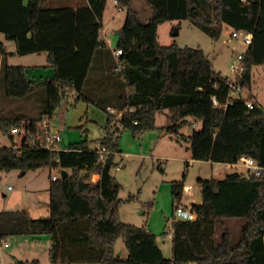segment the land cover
Segmentation results:
<instances>
[{"label":"trees","instance_id":"16d2710c","mask_svg":"<svg viewBox=\"0 0 264 264\" xmlns=\"http://www.w3.org/2000/svg\"><path fill=\"white\" fill-rule=\"evenodd\" d=\"M42 1L0 0V33L15 41L18 54L46 51V66L54 69L52 77L30 78L25 66L7 63L0 38V124L6 131L12 126L24 129L17 147L0 146V170L24 174L53 167L69 174L56 179L51 175L47 216L1 210L0 241L14 235H49L51 260L67 264H264V170L259 175L235 171L222 179L198 178L203 200L191 204L196 218L173 220L171 258L165 257L155 233L121 220V203L137 196L120 198L122 184L113 173L122 152V131L157 128L156 116L165 109L171 115L167 129L178 142L188 143L193 158L235 164L245 155L264 167L261 103L252 96L230 99L226 76L201 47L163 44L156 35L144 40L149 32L139 24L133 0H117L118 6L128 11L127 26L137 23L142 33L133 39L135 33L126 37L127 26L119 30L114 48H123L119 55L101 36L108 0H87L79 7L60 2L43 6ZM146 1L155 28L167 20L186 19L215 39L229 27L253 32L240 79L242 87L251 86L253 67L264 64V0ZM68 90L107 113L100 138L104 151L93 148L88 137L59 149L26 144L27 136L47 135L41 123L53 119ZM32 95L41 101L38 113L11 114V100ZM248 100L254 108L247 106ZM188 116L202 127L186 135L179 129ZM95 173L100 174L96 181ZM184 185L185 180L172 182L174 207L182 204ZM230 219L242 221L238 237L228 226ZM120 237L127 258L115 254ZM25 264L42 262L34 258Z\"/></svg>","mask_w":264,"mask_h":264},{"label":"rangeland","instance_id":"374dc122","mask_svg":"<svg viewBox=\"0 0 264 264\" xmlns=\"http://www.w3.org/2000/svg\"><path fill=\"white\" fill-rule=\"evenodd\" d=\"M59 2L62 3V1ZM51 4L59 3L58 0L42 1L43 6ZM134 8L142 29L145 28L149 32L148 37L142 39L152 40L156 35V38L163 44L176 43L180 46L201 47L217 71H221L225 76L233 77L230 62L244 49V45L230 35L227 31L231 30L230 27L223 31L217 39L186 19L167 20L155 28L150 24L152 9L146 0H141ZM128 17L127 9L119 10L118 5L109 0L103 15L101 36L106 41H110L112 48L116 47L119 40V30L124 29L127 21H130ZM146 25L150 26V30ZM133 30L134 27L131 33ZM176 30L178 33H175ZM132 37L133 39L139 38L137 33ZM0 38L6 45L8 64L25 66L30 78L35 76L36 79H40L48 77L49 74L54 75L53 67L46 66V51L21 55L16 52L14 40L8 39L2 32ZM239 94L244 98L252 96L258 99L264 107V64L253 67L251 86L243 87ZM77 96L76 91L68 90L51 120L53 127L61 129L60 147L65 148L70 143L80 141L85 137L91 140L92 146L100 147V138L104 132L103 126L107 121V113L94 102L79 100ZM40 104L39 97L34 95L26 99H17V101L11 100V114H36ZM156 124L157 128L143 133H133L130 129L122 131L120 136L122 153L117 155L120 166L115 167L113 173L122 184L120 198L125 200L130 194L137 196L131 201L121 203V220L145 226L155 233L165 257L171 258L172 238L167 233L172 230L174 220L175 200L172 194V182L185 180L186 184L193 185L194 189L190 194L183 192L182 203L186 205L196 199L198 178L222 179L227 174L244 170L246 167L242 163L230 166L227 163L193 158L191 149L187 148L188 143L184 140L178 142L175 135L167 129V126L171 124L169 109L157 114ZM201 127V121L188 116L187 123L179 130L180 133L189 135L194 129ZM15 137L19 141L21 135L17 134ZM2 144L10 146L6 138H3ZM49 168L53 175L62 176L61 169ZM49 168H40L37 171H41V174L37 176L33 172L20 176L21 171L18 169L0 170V210L22 206L24 198L28 197V193L26 196L21 193L23 186H31V188L36 186L40 178L43 175L45 177V172ZM9 185L11 189L8 188ZM241 223L242 221L236 219H230L228 222L235 237H238L240 233ZM7 242L9 245H5L4 240L0 243V264H2L1 258L8 262H25L39 258L42 264H67L51 260L49 235H43L40 239H34L31 235H14L7 238ZM115 254L120 258L128 257V249L122 237L115 244Z\"/></svg>","mask_w":264,"mask_h":264},{"label":"built area","instance_id":"2783aa9c","mask_svg":"<svg viewBox=\"0 0 264 264\" xmlns=\"http://www.w3.org/2000/svg\"><path fill=\"white\" fill-rule=\"evenodd\" d=\"M114 2L118 5V1L114 0ZM119 10H122L121 6H118ZM230 35L233 38L238 39L239 41H241V43L244 45V49L238 53L236 55V58L233 59L230 62V70L233 73V77L230 76H226L228 84H229V97L230 99H236L239 97H242V95H238V93L241 91V89L243 88L240 82V79L242 77V74L245 70V66L243 64V58H244V52L246 51V49L251 45L252 41H253V32L251 31H247V30H241V29H231L229 31ZM123 52V48H117L115 50V54L119 55ZM214 102L217 105L218 102L217 100L214 98ZM247 106L249 108H254L255 103L252 100H248L247 101ZM123 113V111H120L119 114L121 115ZM42 129L45 130L47 132V135L44 137L42 134H38L37 137H33L31 138L30 136H27L26 144L31 143L32 147L35 148H44V149H59L60 148V142L62 140V133H61V129L57 128V127H53L51 120L49 119H44L41 123ZM20 134L21 136L24 135V129L20 128L18 126H12L8 131H6L0 124V146H4L2 144V140L3 138H6L9 140L10 142V146L13 147H17L19 145V141H17L16 139V135ZM10 136H14L15 137V141L12 142L10 140ZM95 146H93L94 148ZM98 150V152H102L105 150L104 147H100V148H96ZM240 163H242L245 167H246V172L247 175H252V174H256L259 175L262 173V171L264 170V167L254 158L251 156H241L240 158ZM120 165L118 164V167ZM54 179H56V176H53ZM198 188V184L196 186V191ZM194 187L192 184H186L184 185L183 188V192H187L188 194H190L193 191ZM197 195L196 194V199H197ZM196 199H194L193 202L196 201ZM191 203L189 204H180L178 206H175L174 209V219L176 218H184V219H193L197 217V212L195 210L192 209L191 207ZM168 236L172 238L173 232L172 230L169 231ZM5 245H8V242H4Z\"/></svg>","mask_w":264,"mask_h":264},{"label":"crops","instance_id":"0c3cea01","mask_svg":"<svg viewBox=\"0 0 264 264\" xmlns=\"http://www.w3.org/2000/svg\"><path fill=\"white\" fill-rule=\"evenodd\" d=\"M59 1H62L61 4L64 3V4H67V5H72L74 7H79V6H82V5H86L87 2H88L87 0H58V2ZM139 2H141V0H133V6L134 7L137 6V4H139ZM108 3H109V0L107 1V5H108ZM112 3L116 4L114 2V0H112ZM106 8H107V6H106ZM133 27H134V30H133L132 33H137L138 35H141L142 32L140 30V27L139 26H134V25L129 23V26H127V29L125 31L127 38H129V32L131 33V30L133 29ZM227 31L229 32V30H227ZM106 43L112 48L110 41H106ZM113 51L115 53V49L114 48H113ZM27 72H28V70H27ZM49 77H52V74H49V76L46 77V78H49ZM34 79H36L35 76H34ZM40 79H43V78H40ZM257 101L259 103H261L258 99H257ZM187 148H189V147H187ZM237 164L238 163L228 164V165L234 166V165H237ZM39 169L31 170V171H28L27 173H24V174L20 173V176L27 175L29 172H33V174H35V176H37L38 174H41L40 173L41 171H37ZM246 170L247 169L240 170V171L241 172H246ZM45 173H46L45 177L43 175L40 178V181H38L36 186H34L33 188H31V186L29 187V186H26V185L23 186L24 188L22 187L23 188L22 191H21L22 195L26 196V193H28V197L24 198L25 200H23L22 206H20L18 208H9V209H24V210L27 211L28 215L31 216V217H39V216H42V215H47L49 213V200H50V197H49V186H50V182H51V175L52 176H56V177H57V175H53L50 168H49V170H46ZM99 178H100V174L95 173L93 175V180L96 181ZM8 188L11 189V186L9 185ZM1 210H3V209H1ZM42 236H40V238ZM4 242H7V240H4ZM0 243H2V241H0ZM8 245H9V243H8ZM3 259L4 258H1L2 264L11 263V261L8 262L7 260H5V259L3 260Z\"/></svg>","mask_w":264,"mask_h":264},{"label":"water","instance_id":"95a60500","mask_svg":"<svg viewBox=\"0 0 264 264\" xmlns=\"http://www.w3.org/2000/svg\"><path fill=\"white\" fill-rule=\"evenodd\" d=\"M175 33H178V31L176 30ZM189 147V146H188ZM69 174V172L67 170H63L62 171V177H66L67 175ZM197 199H196V203H201L202 200H203V193H202V189H201V186L198 185V188H197ZM19 264H25L24 261H19Z\"/></svg>","mask_w":264,"mask_h":264}]
</instances>
